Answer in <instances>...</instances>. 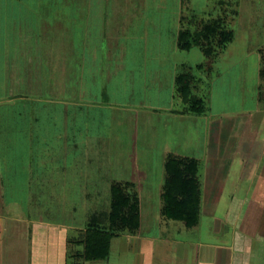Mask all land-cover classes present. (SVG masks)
Segmentation results:
<instances>
[{"label":"crops","instance_id":"0c3cea01","mask_svg":"<svg viewBox=\"0 0 264 264\" xmlns=\"http://www.w3.org/2000/svg\"><path fill=\"white\" fill-rule=\"evenodd\" d=\"M12 1L14 4L7 3L8 0H0V264H55L49 242L53 230L50 231L47 227L51 223L40 221L38 216V205L48 202L39 200L38 189H59L64 183L67 188L85 187L84 182L91 177L87 166L77 159L86 156L87 152V149L80 147L85 136L81 134L79 123L82 120L80 121L78 114L80 111H89L86 107L100 105L102 95L108 100L111 97L108 92L113 91L112 85L122 77L123 70L129 67V73L125 69V75L128 76L136 69L134 60L137 55H113L114 43L119 44L122 29L129 24V14L125 17L128 20L126 23V20L121 22L114 18V13L128 11L118 0H113L115 3L112 0ZM106 1L108 2L105 3ZM103 4L109 8L104 9ZM22 6L45 13L41 21L45 39L42 61L32 59L31 55L7 53L6 44L13 39L16 42L23 39L17 38L18 33H21L22 21H13L22 12ZM119 6L122 7L121 10ZM13 12L15 16L10 17L9 14ZM179 21L194 23L193 16L182 15ZM11 25L14 26L13 30L10 29ZM182 29L185 28L180 26L177 46ZM104 44L107 46L105 53ZM145 57L140 68L150 69V58L147 55ZM205 57L210 58L208 55ZM214 57L210 58V62L214 61ZM24 59H27L26 62ZM208 63L193 64L187 60L177 64L182 70L174 71L171 98H178L183 106L165 110V127L167 131L169 123L166 122L171 121L170 129L175 130L178 140L182 138L181 142L182 145L185 142V147L181 146L180 150L165 140L161 148L163 171L159 176L163 181L159 192L160 205H164L167 199L173 202L172 198L178 197L183 203L192 205L195 215L191 213L190 217L196 223L188 224L181 218H174L181 221H169L181 222L187 228L198 226L203 211L206 216L203 229L207 227L210 233L208 238L200 243L170 240L163 235L157 237L155 234L140 232L138 228L141 229L142 225H137V232L133 229L121 232L116 230L113 233L110 228L107 234L111 237L105 256H88L87 251L91 247L88 236H95L103 231L100 227L103 224H98L100 230L91 228V225L105 220L108 222L113 198L119 189L127 193L132 202L141 204V196L136 188L149 179L146 174L149 168L137 164V156H142L141 152L138 154V147L143 144L147 153L156 146L157 135L149 133L154 129L152 114H162L158 112L161 108L157 104L141 105L138 106L141 107L138 112L146 120L148 131L145 132L148 133H133L132 143H127L124 148L119 145L117 137L112 144L115 171L109 177V207L107 210L93 212L85 225L67 226L76 228L77 234L71 236L67 231L62 234L57 264H68L69 258L75 259L77 264H84L83 260H101L114 250L132 251L133 264H155V258H159V264H264L262 154L256 155L253 164L246 168L248 173L245 172L241 179L243 183L239 184L242 190L239 192L241 206L235 213L230 211V206L238 199L227 192L232 184V187L238 186L234 179L230 182V175L236 169L243 135L241 130L249 120L248 115L216 119L207 125V139L202 149L205 156L203 163L194 149L188 148L194 140L193 131L197 127V121L205 112L187 111L189 103L178 93L176 77L186 69L193 74L194 67H209ZM37 67L43 68L46 73V77H42L43 81L40 79L44 86L40 87V91L36 84L39 83ZM196 80L200 82L198 78ZM43 89L47 91L45 94ZM107 103L109 107L115 108L111 102ZM131 109L116 107V117L117 114H122V120L118 122H125L131 116V111H128ZM119 153L121 159L118 158ZM67 157L75 158L73 164H69ZM121 169V174H118ZM250 187L252 191L250 190L249 196L245 190ZM244 192L245 196L242 197ZM51 198L52 201L55 200L54 197ZM138 213L139 219H142L141 210ZM22 222L29 224L26 231L16 229V225ZM45 224L47 225L44 226ZM168 226L170 225L165 222L164 228ZM173 226L179 228L178 224ZM25 241L30 243L27 250L23 251Z\"/></svg>","mask_w":264,"mask_h":264},{"label":"rangeland","instance_id":"374dc122","mask_svg":"<svg viewBox=\"0 0 264 264\" xmlns=\"http://www.w3.org/2000/svg\"><path fill=\"white\" fill-rule=\"evenodd\" d=\"M11 1L8 0L7 3L14 4V1ZM112 2L115 3L113 0ZM118 2L121 5L124 4L123 8L127 7L128 11H125L128 13L126 14L125 11H121L120 14L114 13V18L120 19L122 22L129 14V24L124 26L125 29H122L123 33L118 38L119 44L114 43L113 55H137L134 60L136 69L126 76L125 69L128 72L129 68L126 67L121 74L122 77H119V80L116 79L114 84L112 83L113 91L108 92L112 98L107 100L102 95L99 100L100 105L86 107L85 109L89 111H80L78 114L81 118L80 121L82 120L79 123L81 134L85 136L84 144L81 141L82 146L80 147L87 149V152L86 156L77 157V159H80L82 165L87 166L91 178L84 182L85 187L67 188L64 183V187L59 189H38L39 200L48 202L38 205V216L40 221L51 223V226L47 227L50 228V231L53 230L49 242L54 253L55 264L59 259L57 252L62 243V234L66 231L71 236L77 234L76 228L67 226L85 225L86 220L91 217L93 212L107 210L109 207L111 196L109 177L115 171L112 144L117 137L119 145L124 148L127 143H132L133 133L142 135L148 131L146 120L142 113L138 112L141 110L139 109L141 107L138 106L141 105L157 104L161 108L158 109V112H162V114H152L154 129H151L149 133L154 132L157 135L156 146H153V150H148L147 153L143 144L140 143L141 146L138 147V154L141 152L142 156H137L139 158L137 164L149 168V171L146 172L149 179L136 188L141 196L138 211L141 210L142 213V219H139L140 224L138 223L142 226L138 230L146 232V234H155L157 237L163 235L170 240L198 243L203 242L210 234L207 227L203 229L206 217L203 215V211L200 224L187 228L181 222L169 221V219L181 220L168 217L163 212L164 205H160L159 192L163 182L162 178H159L163 171L161 148L166 139L171 146L176 145V148L180 150L185 147L184 141L182 145V138L178 140L175 130L170 129L171 121L166 122L169 123L167 128L170 129L166 131V116H164L166 109L183 106L178 98L176 100L171 98L174 89V71L182 70L177 65L178 63L187 60L193 64L196 62L208 63L209 61V67L206 65L203 68L194 67L193 69V74L200 82H194L195 86L192 88V92L202 97L206 105L205 113L201 115L197 121V127L193 131L194 140L192 144L188 145V148L194 149L196 155L202 159V163L205 159L202 149L207 139V125L209 126L211 121L240 115L249 117L245 127L241 130L243 135L238 149L236 169L230 175V182L232 183L234 179L238 186L232 187L234 185L232 184L227 189L228 193L234 194L235 199H238L235 204L230 206L232 213L237 212L241 206L239 202L242 199L239 192L242 190L239 184L243 183L241 179L247 172L246 168L253 164L256 155L264 156V73L262 72L264 69V0H118ZM22 7V12H19L13 21H22L21 33L17 32V38L23 37V39L17 42L13 39L6 44L7 53L8 55H31L32 59L41 60L45 46L44 35H42L44 25L42 26L41 21L45 17V13L31 11L26 6ZM103 7L105 9L108 6L103 4ZM121 9L122 7H120ZM12 15L14 12L9 14L10 17ZM182 15L193 16L194 23L179 21ZM211 17H223L225 28L231 29L234 33V38L223 51L218 50L217 53L212 54L215 56L212 62H210V58L205 57L207 53L200 46L193 45L185 50L177 46L180 26L195 29L199 26V22L206 21ZM126 22L128 20L124 23ZM11 24L13 25V23ZM12 25L10 29L14 27ZM106 47L104 44L103 53H105ZM145 55L150 58L148 61L151 64L150 69L140 68L141 61L143 63L146 58ZM26 58L28 59V57ZM27 59H24L25 62ZM152 63H154L153 66ZM37 72L39 83L36 84L40 91V87L43 86L40 79L43 81L42 77H46V73L43 68L39 67L36 68ZM196 86H198V90H196ZM43 92L45 94L47 91L43 89ZM107 102L114 104L115 108L135 109L128 110L131 111V116L125 122H118L122 120V114H117L116 117L115 108L109 107ZM82 138L84 137L82 136ZM181 146L183 147L180 148ZM251 150L252 152H250ZM118 158H122L121 153ZM67 159L70 160L69 164H73V160H75L74 157H67ZM138 160L140 161L138 162ZM121 172L122 169L118 170V174ZM250 190L251 187L246 188L247 195L251 193L252 190ZM244 196L245 192L242 197ZM51 197H54L55 200L52 201ZM165 222L170 226L164 228ZM174 224H178L179 228L173 226ZM27 227L29 228V224L26 222L16 225V229L20 228L23 231H26ZM138 230L135 229L134 232ZM18 234L17 232V237ZM29 243V241H25L23 251L27 250ZM6 245L8 246V243ZM133 261L134 253L132 251L114 250L104 259L83 260V263L133 264ZM76 262L75 259H68V264H77ZM153 262L159 264V258H155Z\"/></svg>","mask_w":264,"mask_h":264},{"label":"trees","instance_id":"16d2710c","mask_svg":"<svg viewBox=\"0 0 264 264\" xmlns=\"http://www.w3.org/2000/svg\"><path fill=\"white\" fill-rule=\"evenodd\" d=\"M233 38L234 33L231 29L225 28L223 17L209 18L206 21L202 20L196 30L191 28L180 30L178 46L181 49H189L193 45L200 46L210 58H213L214 55L212 54L217 53L218 50L223 51ZM262 72L264 73V69ZM195 81H197L196 77L190 70H183L176 77L177 91L182 96L183 100L189 103L186 107L187 111L203 113L205 111V101L202 97L192 92ZM169 190L168 188V191ZM172 199L174 200L173 202L169 199L166 200L163 206V212L167 214L168 217L181 218L188 224L196 223V220L190 217L191 213L195 215L193 212L194 209H191L192 205L183 203L178 197ZM138 205V202H132V198L119 189L118 194L114 195L108 222L105 220L103 223L91 225V228H96L98 230L102 228L101 230L103 231H99L101 234L88 236V242L89 245H91L90 249L87 251L89 257L105 256L107 245L111 237L110 234H107L110 228L113 233H115L116 230L125 231L136 229L139 223ZM193 207H195V205H193ZM98 224H103V226Z\"/></svg>","mask_w":264,"mask_h":264}]
</instances>
